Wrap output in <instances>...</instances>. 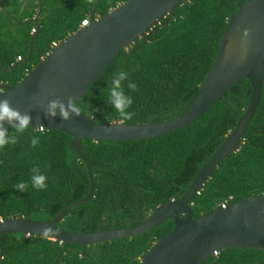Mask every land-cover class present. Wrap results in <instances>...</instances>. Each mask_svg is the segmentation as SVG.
Segmentation results:
<instances>
[{"label":"trees","instance_id":"trees-1","mask_svg":"<svg viewBox=\"0 0 264 264\" xmlns=\"http://www.w3.org/2000/svg\"><path fill=\"white\" fill-rule=\"evenodd\" d=\"M98 0H0V84L15 86L61 43L82 29ZM129 0H103L102 17ZM247 0H186L167 17L117 55L78 103L97 124L128 125L165 122L192 104L217 58L231 18ZM40 2V33L30 60V47ZM21 59V60H20ZM123 69L135 81V113L122 121L106 104L112 74ZM253 95L248 80L234 86L223 100L193 125L174 134L132 142H83L92 167L96 194L70 210L60 228L71 233H97L140 226L160 206L179 201L204 166L240 123ZM12 131V129H9ZM14 131V130H13ZM32 136L39 144L31 146ZM74 138L57 130L29 128L15 145L0 149V223L16 218L54 221L71 205L87 199L91 179L87 165L74 150ZM34 167L48 177L47 188L32 187ZM24 182V192L15 185ZM264 195V86L241 150L231 154L194 199L199 218L219 206ZM173 219L133 238L83 247L24 234H4L0 264H139L152 247L173 231ZM85 253V260L82 255ZM60 254H62L60 256ZM60 259L56 263L58 257ZM205 264H264V251L231 249Z\"/></svg>","mask_w":264,"mask_h":264},{"label":"water","instance_id":"water-1","mask_svg":"<svg viewBox=\"0 0 264 264\" xmlns=\"http://www.w3.org/2000/svg\"><path fill=\"white\" fill-rule=\"evenodd\" d=\"M102 1L98 0L92 8L90 25L55 47L23 81L15 86L0 84V94H3L0 100L7 99L13 109L30 114L32 129L57 130L75 139L74 150L90 173V196L65 209L54 221L16 218L1 222L0 243L4 234L34 237L32 234L42 235L43 229L52 228L59 233L55 238H41L60 241L66 247L80 245L85 248L133 239L173 219V231L159 240L139 264H205L216 253L231 249L264 251V195L219 206L199 218L193 216L194 199L222 162L241 150L261 100L264 86V0H247L231 18L206 82L188 109L177 118L149 124L100 125L80 110L81 115L73 116L69 121H63L59 115L51 121L45 116L50 101L60 100L67 104L72 99L77 104L117 55L138 39H148L157 24L167 17H174L186 0H129L97 18L96 10ZM41 6L40 2L28 60L33 55L41 29ZM19 65L20 62L0 72H11ZM244 80H248L253 89L244 116L181 200L160 206L140 226L133 228L78 234L59 227L70 210L89 203L96 194L92 167L83 149L85 140L132 142L174 134L200 120L223 100L228 91ZM5 127L12 129L7 123ZM3 256L2 252L0 259ZM82 259L85 260V253Z\"/></svg>","mask_w":264,"mask_h":264},{"label":"clouds","instance_id":"clouds-1","mask_svg":"<svg viewBox=\"0 0 264 264\" xmlns=\"http://www.w3.org/2000/svg\"><path fill=\"white\" fill-rule=\"evenodd\" d=\"M127 81V89L130 92L137 90L135 81L129 79V73L123 69L116 71L112 74L111 84L107 88L106 104L110 105L112 109L118 113L122 121L132 120L135 113L130 109L133 106L132 96L126 94L123 83ZM3 95V94H0ZM63 121H69L73 116H80V109L76 101L69 99L67 104L60 100H52L48 103L45 116L55 121L57 116ZM5 123L11 126L12 131L5 127ZM32 117L30 114L21 113L11 107L7 99L0 100V149L8 145H15L17 138L23 135L29 128H31ZM42 127V126H41ZM14 130V131H13ZM39 137L32 136L31 146L35 148L39 144ZM48 177L40 172V169L34 167L30 182L33 188L37 190H44L47 188ZM27 185L24 182H19L15 185V189L19 192H24ZM59 233L52 228L43 229V234H32L40 237H53L55 238Z\"/></svg>","mask_w":264,"mask_h":264},{"label":"built area","instance_id":"built-area-1","mask_svg":"<svg viewBox=\"0 0 264 264\" xmlns=\"http://www.w3.org/2000/svg\"><path fill=\"white\" fill-rule=\"evenodd\" d=\"M90 25V19L85 20L82 23V28L88 27ZM59 45V43H54L53 48L57 47ZM21 60V59H20ZM219 253H216V255H218Z\"/></svg>","mask_w":264,"mask_h":264}]
</instances>
